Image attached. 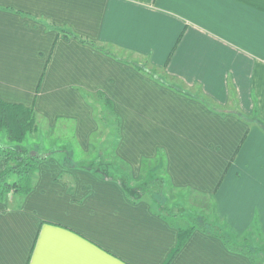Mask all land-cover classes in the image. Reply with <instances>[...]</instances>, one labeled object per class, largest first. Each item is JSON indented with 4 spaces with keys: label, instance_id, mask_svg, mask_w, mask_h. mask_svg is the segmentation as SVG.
<instances>
[{
    "label": "crops",
    "instance_id": "obj_1",
    "mask_svg": "<svg viewBox=\"0 0 264 264\" xmlns=\"http://www.w3.org/2000/svg\"><path fill=\"white\" fill-rule=\"evenodd\" d=\"M97 93L130 175L150 180L159 164L199 214L264 238V0H0V100L50 131L72 125L84 156ZM192 220L52 155L29 195L0 201V264H252L200 230L172 257Z\"/></svg>",
    "mask_w": 264,
    "mask_h": 264
},
{
    "label": "rangeland",
    "instance_id": "obj_2",
    "mask_svg": "<svg viewBox=\"0 0 264 264\" xmlns=\"http://www.w3.org/2000/svg\"><path fill=\"white\" fill-rule=\"evenodd\" d=\"M92 101L95 103L94 107L99 128L95 140L92 141L94 146L91 149V154L82 156L74 151L72 125L67 124L59 131L53 132L47 129L46 125L38 119L36 125L38 131L34 134H28L22 144L10 140L6 131L0 130V153L23 148L43 158H49L53 155L63 162L70 161L79 165L91 164L102 177H117L132 198L151 200L156 209L167 217H172L175 214L177 216L183 215L188 219H193V221L205 222L206 226L209 227L214 225L221 227L218 222L214 224L216 218L214 214H199L200 211L198 212L188 204L191 195L186 192L173 191L165 184L159 164L157 169L155 167V172L150 180L140 177L137 170L133 175H130L128 168L119 162L114 155V146L119 138L118 119L101 99L95 97ZM63 148L70 149L71 153H62ZM14 179H11L10 183L15 181ZM240 242H242V239ZM253 242L259 244L262 241L260 237L255 235Z\"/></svg>",
    "mask_w": 264,
    "mask_h": 264
},
{
    "label": "trees",
    "instance_id": "obj_3",
    "mask_svg": "<svg viewBox=\"0 0 264 264\" xmlns=\"http://www.w3.org/2000/svg\"><path fill=\"white\" fill-rule=\"evenodd\" d=\"M59 31L67 38L73 37L83 43L95 46L100 51L112 56L106 49L97 47L96 44L90 43L89 41L72 34L70 31L63 29H60ZM141 70L148 76L163 81L155 72H153V70H149L147 67L144 69L142 68ZM97 97L106 104L108 109L118 119L120 132L121 122L114 112L113 103L107 99L103 93H97ZM88 101L95 106V103L91 101L90 97H88ZM37 119V114L33 109H29L21 105L8 104L0 100V130L6 131L10 140L21 144L24 143L28 134H34L38 131V127L36 126ZM259 126L264 131V124L259 123ZM64 153L69 154L71 151L69 149L68 152ZM47 158L48 157H39L32 154L30 150L23 148L20 150H8L0 153V159L6 163L4 171L0 174V201H4L6 197L11 194L22 197L29 195L34 189L36 174L38 173L41 164ZM61 162L68 165L75 163L70 161ZM90 166L92 167L91 164ZM13 178H15V181L10 183V180ZM215 222H218V225L221 227L216 225H214L216 227H209L206 226L205 222L201 223L197 220H192V224L188 229L179 230L177 247L174 249L172 257L184 248L194 231L200 230L205 235H214L218 237L231 253L247 257L252 264H264V238L262 236L257 233L256 236L260 237L262 242L255 244L253 242L255 234L237 236L232 232L227 224L221 223L219 219L216 221L214 220V224ZM241 239L242 242H240Z\"/></svg>",
    "mask_w": 264,
    "mask_h": 264
}]
</instances>
